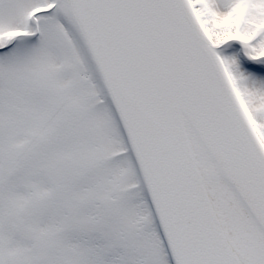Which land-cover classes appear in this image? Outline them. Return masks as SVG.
Wrapping results in <instances>:
<instances>
[{"label": "snow or ice", "instance_id": "snow-or-ice-1", "mask_svg": "<svg viewBox=\"0 0 264 264\" xmlns=\"http://www.w3.org/2000/svg\"><path fill=\"white\" fill-rule=\"evenodd\" d=\"M0 264H264V0H0Z\"/></svg>", "mask_w": 264, "mask_h": 264}]
</instances>
